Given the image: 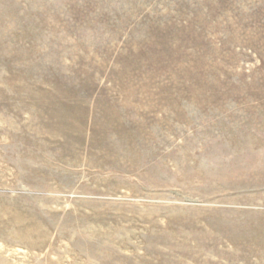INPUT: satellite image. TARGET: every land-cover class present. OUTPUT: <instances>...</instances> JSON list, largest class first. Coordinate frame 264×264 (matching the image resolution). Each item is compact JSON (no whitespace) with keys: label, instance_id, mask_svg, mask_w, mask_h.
Returning a JSON list of instances; mask_svg holds the SVG:
<instances>
[{"label":"rangeland","instance_id":"374dc122","mask_svg":"<svg viewBox=\"0 0 264 264\" xmlns=\"http://www.w3.org/2000/svg\"><path fill=\"white\" fill-rule=\"evenodd\" d=\"M0 264H264V0H0Z\"/></svg>","mask_w":264,"mask_h":264}]
</instances>
